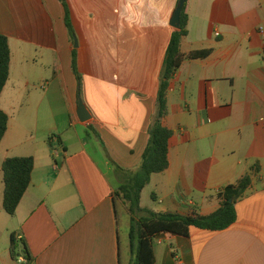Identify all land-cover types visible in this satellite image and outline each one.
<instances>
[{
  "label": "crops",
  "instance_id": "obj_1",
  "mask_svg": "<svg viewBox=\"0 0 264 264\" xmlns=\"http://www.w3.org/2000/svg\"><path fill=\"white\" fill-rule=\"evenodd\" d=\"M0 0L10 50L0 94L2 163L32 157L30 184L7 233L30 264H121L114 166L134 171L148 142L178 0ZM185 59L169 82L168 167L148 189L155 213L207 216L246 174L236 221L222 231L162 234L156 264H264V0H188ZM76 40V47L73 46ZM75 52L79 86L71 68ZM79 104L87 118L79 116ZM255 168V169H254ZM10 217V216H9ZM10 238V237H9ZM18 251V249H17ZM14 261L10 241L0 264Z\"/></svg>",
  "mask_w": 264,
  "mask_h": 264
},
{
  "label": "trees",
  "instance_id": "obj_2",
  "mask_svg": "<svg viewBox=\"0 0 264 264\" xmlns=\"http://www.w3.org/2000/svg\"><path fill=\"white\" fill-rule=\"evenodd\" d=\"M188 0H178L181 3V13L178 27L173 31L166 49L161 72L159 89L156 97V113L148 128V142L144 149L138 168L134 171L124 170L114 166V173L119 186L114 190V198L121 201L129 217L128 244L130 252L135 255L137 264H156L154 241L162 234L188 237L189 228L201 230L222 231L236 221V204L249 188L251 178L244 175L235 183L227 185L218 194L219 208L210 215L201 216L196 213L180 215L176 213H155L140 207L142 190L148 185L153 174L162 173L168 167V141L172 132L163 126L162 120L167 113L166 94L169 82L185 59L194 60L207 57L211 50L190 52L184 56L180 52V43L187 35L186 4ZM64 8V23L73 40V29L69 10L61 0ZM10 50L7 37L0 34V94L9 75ZM71 68L79 86V74L76 68L75 52H72ZM8 116L0 109V143L6 133ZM34 161L32 157H11L3 161L2 208L12 217L24 196L31 180ZM255 169V168H254ZM230 200H232L230 202ZM18 249V251H17ZM10 255L14 261L23 256L26 263L33 260L25 240L10 238Z\"/></svg>",
  "mask_w": 264,
  "mask_h": 264
},
{
  "label": "rangeland",
  "instance_id": "obj_3",
  "mask_svg": "<svg viewBox=\"0 0 264 264\" xmlns=\"http://www.w3.org/2000/svg\"><path fill=\"white\" fill-rule=\"evenodd\" d=\"M74 46V44H73ZM3 155H0V160ZM151 199L148 189H146L142 195L141 204L142 207H147L151 205ZM4 219H0V251L7 248L10 238L13 235L8 232L10 224L15 227V233L17 231V223L15 220L11 219L5 211L2 213ZM128 230H129V217L126 212L122 209L121 206H118V232H119V241H120V256H121V264H137L135 255L130 252L129 244H128ZM10 237V238H9ZM21 264V263H19Z\"/></svg>",
  "mask_w": 264,
  "mask_h": 264
},
{
  "label": "water",
  "instance_id": "obj_4",
  "mask_svg": "<svg viewBox=\"0 0 264 264\" xmlns=\"http://www.w3.org/2000/svg\"><path fill=\"white\" fill-rule=\"evenodd\" d=\"M181 3L176 7V10L174 11V15H173V24H174V28L178 27L179 24V17H180V13H181ZM77 43L76 40H74V46L76 47ZM82 106L79 104V116L82 120H85L87 118L85 112L81 109ZM232 200H230L231 202Z\"/></svg>",
  "mask_w": 264,
  "mask_h": 264
}]
</instances>
